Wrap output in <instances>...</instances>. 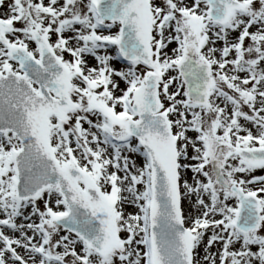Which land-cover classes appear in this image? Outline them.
<instances>
[{
    "label": "snow or ice",
    "instance_id": "snow-or-ice-1",
    "mask_svg": "<svg viewBox=\"0 0 264 264\" xmlns=\"http://www.w3.org/2000/svg\"><path fill=\"white\" fill-rule=\"evenodd\" d=\"M0 264H264V0H0Z\"/></svg>",
    "mask_w": 264,
    "mask_h": 264
}]
</instances>
